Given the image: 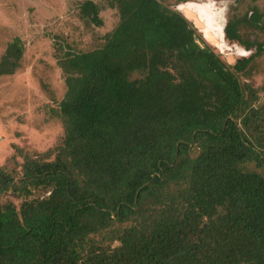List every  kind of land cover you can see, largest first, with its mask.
<instances>
[{"label":"trees","instance_id":"16d2710c","mask_svg":"<svg viewBox=\"0 0 264 264\" xmlns=\"http://www.w3.org/2000/svg\"><path fill=\"white\" fill-rule=\"evenodd\" d=\"M117 26L58 62L61 144L0 165V264H264V102L160 0H106ZM80 15L103 24L101 6ZM264 30L257 8L229 21ZM11 40L0 76L22 65ZM18 157L22 158L19 162Z\"/></svg>","mask_w":264,"mask_h":264},{"label":"rangeland","instance_id":"374dc122","mask_svg":"<svg viewBox=\"0 0 264 264\" xmlns=\"http://www.w3.org/2000/svg\"><path fill=\"white\" fill-rule=\"evenodd\" d=\"M84 0H0V58L7 44L20 37L25 45L21 68L12 75L0 76V165L14 166L10 160L21 148L24 152L40 153L61 144L64 130L60 116V102L66 91L65 76L58 57L67 50L75 52L97 48L104 43L107 33L119 22V13L109 7L106 0H94L101 6L103 24L98 26L80 15L79 6ZM173 4L175 0H160ZM199 5L215 13V22L223 24L222 30L207 26L202 16V28L196 27V38L202 46H209L228 63L257 52L247 70L240 73L242 83H249L264 102V30L244 27L245 39L256 41L247 49L236 40L226 38V24L234 18L245 16L257 8L264 14V0H187L172 7ZM201 12V13H202ZM217 15H219L217 17ZM221 15V16H220ZM19 162L21 157L17 158ZM12 199L7 195L0 204Z\"/></svg>","mask_w":264,"mask_h":264},{"label":"bare ground","instance_id":"6f19581e","mask_svg":"<svg viewBox=\"0 0 264 264\" xmlns=\"http://www.w3.org/2000/svg\"><path fill=\"white\" fill-rule=\"evenodd\" d=\"M191 5H189V7H187V6H185V7H182L183 9H187V8H190V9H192L191 7H190ZM209 8H207V9H203V12H202V10H201V8L199 7V5H196L195 6V9H192L193 11H195L196 13H198L199 15H200V17H201V19H202V16H204V19H205V23H206V25L208 26H211V27H215V29H219V30H222V27H223V24H221V23H217V22H215V20H214V17L216 18V16H215V13L213 12V13H211V12H209V10H208ZM202 12V13H201ZM219 15H217V17H218ZM221 16V15H220ZM217 19V18H216Z\"/></svg>","mask_w":264,"mask_h":264},{"label":"water","instance_id":"95a60500","mask_svg":"<svg viewBox=\"0 0 264 264\" xmlns=\"http://www.w3.org/2000/svg\"><path fill=\"white\" fill-rule=\"evenodd\" d=\"M182 12L186 15L188 19L193 20L197 27H201V28L203 27L201 23V17L198 13H196L190 8L187 9L182 8Z\"/></svg>","mask_w":264,"mask_h":264}]
</instances>
